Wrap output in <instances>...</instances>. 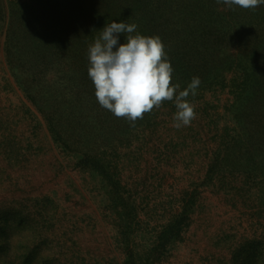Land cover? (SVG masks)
<instances>
[{
  "label": "trees",
  "instance_id": "1",
  "mask_svg": "<svg viewBox=\"0 0 264 264\" xmlns=\"http://www.w3.org/2000/svg\"><path fill=\"white\" fill-rule=\"evenodd\" d=\"M112 21L137 25L133 35L159 37L174 69L172 82L181 89L193 77L200 78L197 94L188 100L199 101L207 93L228 96L225 109L230 120L217 128L214 142L207 144L205 181L225 191L239 178L245 181V193L249 202L258 203L256 215L263 217L264 228V5L244 9L217 0H9L6 4L0 0L5 63L15 85L44 119L49 132L44 141L75 159L74 168L80 172L89 171L113 186L115 198L128 206L105 157L119 158L132 140L149 141L156 135L160 109L175 110V105L164 101L133 124L98 104L88 77V48ZM124 40L122 34L121 43ZM210 106L204 105V110ZM14 129L0 125V134L12 135ZM15 134L0 144L6 139L14 146L22 143ZM34 146L29 143L26 148L37 155L43 151ZM110 197L114 199L112 193ZM186 197V206L193 212L198 192ZM38 204L25 210L36 213L38 220L53 215L50 205ZM20 207L0 206V264H53L54 240H40L38 221L27 218ZM186 217L171 224L153 256L147 254L143 262L153 264L156 252L180 241V222ZM122 228L125 237L118 245H124V264H138L130 227ZM244 245L240 252L247 259L232 264H264V229L262 242ZM78 262L76 256L73 264Z\"/></svg>",
  "mask_w": 264,
  "mask_h": 264
},
{
  "label": "rangeland",
  "instance_id": "2",
  "mask_svg": "<svg viewBox=\"0 0 264 264\" xmlns=\"http://www.w3.org/2000/svg\"><path fill=\"white\" fill-rule=\"evenodd\" d=\"M3 46L4 36H0V125L15 129L12 135L0 134V140L17 132L22 143L14 146L6 139L0 144V206L23 204L25 216L39 223V239L54 240L53 264H73L76 256L78 264H124V245H118L125 237L123 226L130 227L138 264H150L143 258L153 256L164 232L186 216L189 219L180 222V241L156 252L153 264H232L247 259L240 252L244 242H262L263 217L256 215L258 203L248 200L246 182L239 178L225 191L205 181L207 144L214 142L217 128L230 120L227 95L207 93L199 101L189 100L196 115L180 129L173 126L176 109L161 108L155 117L156 135L144 143L132 140L119 158L105 157L127 197L126 206L115 198L113 186L89 171L80 172L74 168L75 159L44 141L49 136L46 123L12 80ZM29 143L43 151L33 154L26 148ZM194 191L199 197L190 212L186 194ZM37 201L40 207L50 205L53 215L38 220L36 213L25 210Z\"/></svg>",
  "mask_w": 264,
  "mask_h": 264
},
{
  "label": "clouds",
  "instance_id": "3",
  "mask_svg": "<svg viewBox=\"0 0 264 264\" xmlns=\"http://www.w3.org/2000/svg\"><path fill=\"white\" fill-rule=\"evenodd\" d=\"M228 7L244 9L264 5V0H217ZM137 25L128 22L106 24L88 48V77L98 104L114 116L133 124L164 101L175 105L173 126H189L195 111L187 99L195 96L201 80L193 77L186 88L173 83L174 69L159 37L135 34ZM124 35L123 43L120 41Z\"/></svg>",
  "mask_w": 264,
  "mask_h": 264
}]
</instances>
